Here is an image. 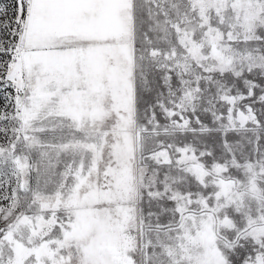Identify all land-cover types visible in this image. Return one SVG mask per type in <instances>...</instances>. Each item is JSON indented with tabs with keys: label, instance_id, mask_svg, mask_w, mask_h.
Here are the masks:
<instances>
[{
	"label": "snow or ice",
	"instance_id": "1",
	"mask_svg": "<svg viewBox=\"0 0 264 264\" xmlns=\"http://www.w3.org/2000/svg\"><path fill=\"white\" fill-rule=\"evenodd\" d=\"M0 264H264V0H0Z\"/></svg>",
	"mask_w": 264,
	"mask_h": 264
}]
</instances>
